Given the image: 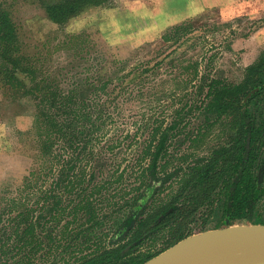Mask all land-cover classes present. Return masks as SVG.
<instances>
[{
  "label": "rangeland",
  "instance_id": "obj_1",
  "mask_svg": "<svg viewBox=\"0 0 264 264\" xmlns=\"http://www.w3.org/2000/svg\"><path fill=\"white\" fill-rule=\"evenodd\" d=\"M48 1L5 0L17 26L21 54L17 57L22 60L16 62L23 71L20 65L12 73L0 71V198L6 202L16 195L33 170H57L55 179L42 187L48 190L47 196L50 192H66L65 201L61 200L51 211L57 218L60 216L51 225L62 241L87 222L89 209L62 211L61 206L80 193L85 196L82 202L88 198L96 209L101 208L95 210L96 219L109 224L105 209L127 196L116 192L119 187L125 186L129 191L139 184L149 153L168 125L177 123L170 128L167 150L159 159L158 170L160 174L180 170L159 193L164 199L177 190L181 177L192 165L203 164L232 144L239 132L238 123L226 112L229 107L209 109L208 103L216 87L241 83L248 73L246 68L264 48L252 61V49L235 44L236 39L247 37L262 23L261 17L233 16L238 9L231 5L244 0H105L86 5L60 22L49 17L45 8ZM257 1L263 7L264 0ZM46 91H75L76 99L66 96L62 101L74 109L88 106L93 110L91 118H99V125L91 126L84 109L83 114L78 113L85 120L84 126L81 128L77 122L70 131L65 130L81 128L82 135L89 136L85 139L88 143L83 159L95 156L87 164H70L71 181L66 187L58 170L66 167L65 160L72 154L77 155L79 145L70 146L61 131L57 138L56 133L46 137L38 106ZM37 188L33 185L24 194L26 204L33 208L26 218H42L52 204L41 212L34 211L36 202H43L34 193ZM263 205L259 207L261 212ZM205 219L206 214L196 215L190 222L191 234L212 229L208 226L211 218L204 224ZM66 220L73 225L71 231L61 229ZM49 223L43 228L36 224L34 232L44 236ZM202 225L206 229L202 230ZM107 232L104 224L97 230L100 244H107ZM165 238L166 235L160 236L143 246L141 252L163 249ZM30 240L31 244L24 248L29 253L19 258L21 262L49 264L55 252H47L53 247L45 248L40 243L36 251L39 241L34 236ZM18 242L21 244V240ZM6 248L7 244L2 250ZM75 252L68 248L53 264H63L62 258H72Z\"/></svg>",
  "mask_w": 264,
  "mask_h": 264
},
{
  "label": "trees",
  "instance_id": "obj_2",
  "mask_svg": "<svg viewBox=\"0 0 264 264\" xmlns=\"http://www.w3.org/2000/svg\"><path fill=\"white\" fill-rule=\"evenodd\" d=\"M104 1L49 0L45 8L51 19L60 22L86 5L100 4ZM17 34V26L11 19L8 6L5 0H0V71L12 73L13 69L19 65L23 71L22 65L16 62L22 60L17 57L21 55ZM27 71L29 70L26 68ZM246 72L248 73L241 83L216 87L215 94L208 103L209 109L229 107L226 112L229 111L228 115L238 123V137L232 144L223 147L216 156L206 159L203 164L192 165L186 176L181 177L177 190L166 199L161 198L159 193L170 177L180 169L160 174L159 159L167 150L170 128L176 127L177 123L168 125L153 145L147 166L143 169L144 176L139 184L129 191L125 186L118 188L116 192H123L127 196L123 197L121 203L113 201L114 205L105 209L104 217L111 221L109 224H101V221L96 219L98 212L95 210L98 211L101 208L96 209L88 198L82 202L85 196H81L80 193L77 197L68 199L66 205L61 206L62 211L89 209L87 222L81 223L79 229L76 227L62 241H59L60 237L51 225L53 221L56 223L60 216L57 218V214L55 212L51 214V211L61 200L65 201L66 192H59L58 195L48 193L54 198L49 201V196L46 195L48 190L42 187L43 183L55 179L57 170L51 172L50 168L46 172L38 169L31 171L24 178L16 195L9 197L6 202L0 198V230H2L0 232V264H23L19 258L29 253L24 248L26 244L28 246L31 244L30 236H34L39 241L35 244L36 251L41 247L40 243L44 244L45 248L53 247L52 251L47 252V255L55 252L49 264H53L68 248L76 252L72 258L64 260L61 257L63 264H141L154 254H158L164 248L191 234L193 231L190 228V222L196 219L197 214H206L207 220L211 218L212 222L209 221L208 226L212 228L226 224L264 223V212L259 211L260 204L264 203V50L257 60L246 68ZM2 79L5 77L2 76ZM66 96L76 99L75 91L68 94L60 93V91L53 94L46 91L38 100L40 113H42L39 122L42 120L44 122L43 131L46 130L44 132L46 137L50 135V138L56 133L55 138H57L58 132L61 131L62 137H68L70 146L74 143L79 145L77 155L72 154L68 160H65L66 167L63 166L58 170L57 175L64 178L63 187L71 181L70 173L73 166L70 164H76L79 161L87 164L95 157L91 155L88 156L89 159H83L88 143L85 139L89 136L82 135L81 128L85 120L79 118L78 113L83 114L85 109L84 116L91 126L99 125L98 117L91 118L93 110L88 106H84V109H74V106L71 108L70 104L62 101ZM67 106L71 109L64 110L63 108ZM59 111L62 112L59 114ZM77 122L81 123L80 129L65 132L66 129L70 131ZM60 126H64L63 129ZM41 140L45 139L40 138ZM55 184H58V181ZM33 185L38 186L34 193L43 199L41 204L36 202L34 211L41 212L52 203L48 210L47 215L50 216L48 219L47 215H43L42 218L41 215L35 217L31 215L30 218H26L33 208L31 204H26L24 194L28 193ZM2 217L6 218L2 219ZM40 220L44 221L40 222ZM47 222L51 223L44 236L34 232L36 224L37 227L43 228ZM103 224L108 229L107 244L98 242L97 230ZM61 229L71 231L73 225H70V220H66ZM203 229H206L205 225H202ZM5 233L8 234V238L3 240ZM163 235H166L163 241L166 246L163 249L159 248L152 253L141 252L143 246ZM170 238L174 239L170 242ZM5 244L8 248L2 250ZM30 251H33V247H30ZM47 255L44 252L43 259Z\"/></svg>",
  "mask_w": 264,
  "mask_h": 264
},
{
  "label": "water",
  "instance_id": "obj_3",
  "mask_svg": "<svg viewBox=\"0 0 264 264\" xmlns=\"http://www.w3.org/2000/svg\"><path fill=\"white\" fill-rule=\"evenodd\" d=\"M263 255L264 223L232 224L187 235L141 264H208Z\"/></svg>",
  "mask_w": 264,
  "mask_h": 264
},
{
  "label": "crops",
  "instance_id": "obj_4",
  "mask_svg": "<svg viewBox=\"0 0 264 264\" xmlns=\"http://www.w3.org/2000/svg\"><path fill=\"white\" fill-rule=\"evenodd\" d=\"M233 9H238L234 12L233 16H248L249 18H262V23L259 29L252 31L247 37L241 39H236V43H240L242 47L251 48L252 52L249 55L252 56V61L257 56L260 49L264 48V5L261 6V2L257 0H247L243 2H235L231 5ZM251 43V44H250ZM255 61V60H254Z\"/></svg>",
  "mask_w": 264,
  "mask_h": 264
},
{
  "label": "bare ground",
  "instance_id": "obj_5",
  "mask_svg": "<svg viewBox=\"0 0 264 264\" xmlns=\"http://www.w3.org/2000/svg\"><path fill=\"white\" fill-rule=\"evenodd\" d=\"M208 264H264V255L259 259L248 256L242 261L238 260L236 257H226L221 260H212Z\"/></svg>",
  "mask_w": 264,
  "mask_h": 264
}]
</instances>
